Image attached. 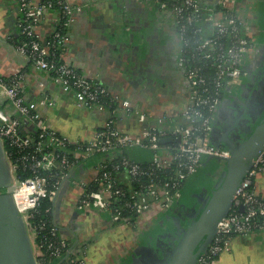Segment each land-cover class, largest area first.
I'll return each mask as SVG.
<instances>
[{
  "label": "built area",
  "instance_id": "2783aa9c",
  "mask_svg": "<svg viewBox=\"0 0 264 264\" xmlns=\"http://www.w3.org/2000/svg\"><path fill=\"white\" fill-rule=\"evenodd\" d=\"M16 1L23 33L15 41L17 50L72 92L78 105L107 112L90 137L72 138L53 126L41 109L55 104L51 95L28 99L22 70L0 73V98L12 106L10 116L0 115V138L12 174L10 193L34 233L39 264H87L94 239L88 236L75 249L61 232L56 210L64 194L74 193L73 205L90 223L100 216L110 226L141 231L164 215L180 201L205 154L231 155L229 147L212 141L214 122L223 88L247 73L244 65L258 41L232 0H157L176 25L178 64L188 82V96L178 110L149 113L64 58L69 27L80 5L72 0ZM44 22L51 24L45 34L38 29ZM131 119L140 125L134 126ZM263 170L264 146L196 264H213L231 249L235 235L264 230V197L256 186ZM46 196L52 204L39 216Z\"/></svg>",
  "mask_w": 264,
  "mask_h": 264
},
{
  "label": "crops",
  "instance_id": "0c3cea01",
  "mask_svg": "<svg viewBox=\"0 0 264 264\" xmlns=\"http://www.w3.org/2000/svg\"><path fill=\"white\" fill-rule=\"evenodd\" d=\"M232 1L237 4V11L259 42L264 37V0ZM72 2L80 5L81 9L76 11L75 20L69 27V39L63 53L69 63L86 76L109 86L113 93L130 98L143 112H173L185 104L188 82L178 64L180 40L176 25L157 0ZM19 15L16 0H0V73L9 75L13 70H22L28 99H36L44 93L55 99V104L41 106L51 124L72 138L87 139L103 124L107 112L78 105L72 92L63 90L49 72L38 68L17 50ZM257 24H260L261 32L255 36L253 26ZM38 29L45 34L51 29V24L44 22ZM257 64V61L256 66L246 63L244 68L255 74L259 68ZM250 74L242 76L236 91L229 94L225 91L223 101L233 100L237 93L243 94V78H249ZM226 110L222 105L221 113ZM131 120L134 126L140 125L138 120ZM217 124L219 122H216L215 129ZM215 129L212 141L218 138ZM191 178L187 188L193 186ZM256 186L264 197V170L257 174ZM72 200V195L65 193L56 213L61 232L76 246L75 249L88 236L94 239L88 247L87 264H110L116 255L125 252L124 247L130 248L131 252L145 242L147 232L144 229L135 231L125 225L110 226L100 216L99 219L98 216L93 217L84 228L83 213L80 214ZM75 234L80 237L78 244ZM129 252L119 258L118 264ZM213 264H264V230L235 235L231 249L216 257Z\"/></svg>",
  "mask_w": 264,
  "mask_h": 264
},
{
  "label": "water",
  "instance_id": "95a60500",
  "mask_svg": "<svg viewBox=\"0 0 264 264\" xmlns=\"http://www.w3.org/2000/svg\"><path fill=\"white\" fill-rule=\"evenodd\" d=\"M228 112L230 111L226 110L221 113L219 106L213 128L214 130L216 122H219L215 129L218 138L216 141L213 139V142L229 147L231 155L225 157L226 165L217 180L210 188L205 189L200 212L183 227L176 244L164 254L160 264L197 263L198 255L206 250L213 238L219 220L230 210L241 179L264 146V110L261 120L240 141L235 136L240 135L242 127L226 128ZM11 186L10 165L5 145L0 138V264H39L28 232L27 226L31 229L29 222L24 212L16 206L10 193ZM75 236L78 241L77 234Z\"/></svg>",
  "mask_w": 264,
  "mask_h": 264
},
{
  "label": "flooded vegetation",
  "instance_id": "af4514ba",
  "mask_svg": "<svg viewBox=\"0 0 264 264\" xmlns=\"http://www.w3.org/2000/svg\"><path fill=\"white\" fill-rule=\"evenodd\" d=\"M256 61L258 63L257 66L259 65L258 71L255 74H250V71L247 70L250 76L246 79V76L249 75L246 73L243 78L242 87L245 86L241 89L243 94L237 93L233 100H226L220 103V107L224 105L230 111L227 114L228 123L226 128L230 126H233V129L235 127L243 128L240 135L235 136L237 141L247 137L250 129L254 128L262 118L264 110V37L258 42L255 53L246 63H252L256 66ZM211 176V171L198 173L193 178V186L187 188L180 201L170 208L169 213L167 212L169 216L163 230L167 232V236L170 235L171 237L163 239V243H161L163 247L161 249L150 247L149 240H146L142 245L135 247L130 252L129 257L126 258V262L123 261L121 264H160L161 257L159 254L164 255L168 252L170 245L177 238L170 232L176 230L178 225L183 229V226H187L201 209L206 193L205 189L210 188L208 183L212 181L210 180ZM161 229L158 232H164Z\"/></svg>",
  "mask_w": 264,
  "mask_h": 264
},
{
  "label": "rangeland",
  "instance_id": "374dc122",
  "mask_svg": "<svg viewBox=\"0 0 264 264\" xmlns=\"http://www.w3.org/2000/svg\"><path fill=\"white\" fill-rule=\"evenodd\" d=\"M253 27H254V30H255L254 35L255 36H258L260 34V32H261V26H260V24L259 25L258 24L257 25H254ZM238 83H239V81L233 82L232 84H228V85H226L223 88V90H225L227 94L233 93L234 91H236V88L239 85ZM4 101H5L4 98L0 99V102H1V104H0V115L1 116H10L12 114V106H11L10 103L7 104ZM225 165H226V159L225 158L217 157V156H214V155H211V154H205L202 157V163L199 166L198 171L195 172V173H193L192 176H196L198 173H203V172H206V171L207 172L211 171L212 172V176H211L212 177V182H214V181L217 180V178L221 174V172H222V170H223V168H224ZM186 188L187 187L185 186L184 187V190L185 191H186ZM71 195L72 196H75L74 193H72ZM81 218H82V223L84 225V228H86L87 227V224H88L89 218L86 217L85 214H82ZM158 222H161V220L158 219V221L156 220V221H153L152 222V225H153V228L155 229V231H158L159 230V224L160 223L158 224ZM27 227H28V232H29L30 238H31V242L33 244V248L35 249V245H34V242H33L34 241L33 240L34 239L33 238L34 237V233H33V231L31 229L29 230V226H27ZM146 228L147 227L144 228V232H147ZM161 230L164 231V232H161L160 231L158 235L156 234L157 235V238L155 236L152 237V238H150V241H149L150 247L157 248V249H161L163 247L162 246L163 244H161V243H163V239L167 236V232L165 230H163V229H161ZM124 250H125V252H120V254L116 255L115 261H113L110 264H118L117 261L119 260V258H123L124 253H128L130 251V248H126L125 249V247H124ZM158 253H159V250H158ZM159 255H160L161 261H162L165 256L164 255H161V254H159Z\"/></svg>",
  "mask_w": 264,
  "mask_h": 264
},
{
  "label": "trees",
  "instance_id": "16d2710c",
  "mask_svg": "<svg viewBox=\"0 0 264 264\" xmlns=\"http://www.w3.org/2000/svg\"><path fill=\"white\" fill-rule=\"evenodd\" d=\"M22 36H23V33H20L19 34V37L18 38H22ZM17 38V39H18ZM16 39V40H17ZM1 104V103H0ZM6 147H8L7 146V144H6ZM210 180H212V177H210ZM209 180V181H210ZM214 182H209L208 184H210V186L213 184ZM209 188V187H208ZM52 204V200L49 198V197H43L42 198V201H41V204H40V206H39V209H40V211H41V215H39V216H45L47 213H46V211H45V209H46V207L48 206V205H51ZM170 210V209H169ZM168 210V211H169ZM167 211V212H168ZM166 212V213H167ZM200 212V209H199V211H198V213ZM169 213V212H168ZM168 213L167 214H164V215H162L159 219L161 220V222H158V224H159V229L160 228H162V229H164V224H165V222H166V220H167V218H168ZM197 213V214H198ZM196 214V215H197ZM38 216V215H37ZM177 225V224H176ZM181 225V224H180ZM177 228H176V230H173L172 232H170V233H173L177 238L175 239V242L174 243H170L171 245H170V247L171 246H173L174 244H176V242H177V240H178V238H179V235H180V233H182V228L181 227H179V225L178 226H176ZM184 227V226H183ZM186 227V226H185ZM146 230H147V235L145 236V238H144V241H146V240H149L150 241V238H152V237H156L157 238V235L159 234V232L158 231H155V229L153 228V225L151 224L150 225V227L148 226L147 228H146ZM157 234V235H156ZM166 237H168V238H170L171 236L170 235H168V236H166ZM143 243H141V244H139L138 246H140V245H142ZM132 252V251H131ZM129 254H130V252H129ZM129 254L127 255V256H125V258L119 263V264H121L123 261H125V260H127L126 258H128L129 257ZM126 262V261H125Z\"/></svg>",
  "mask_w": 264,
  "mask_h": 264
}]
</instances>
